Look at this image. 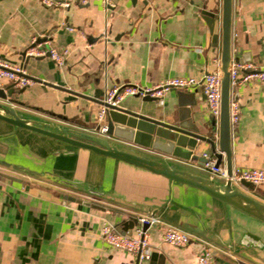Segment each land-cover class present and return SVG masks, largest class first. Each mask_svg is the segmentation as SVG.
Segmentation results:
<instances>
[{"label":"crops","instance_id":"obj_1","mask_svg":"<svg viewBox=\"0 0 264 264\" xmlns=\"http://www.w3.org/2000/svg\"><path fill=\"white\" fill-rule=\"evenodd\" d=\"M55 1L67 4L0 0V58L17 63L33 79L2 97L7 100L3 104L27 117L93 132L109 85L151 84L173 75L198 78L220 67L221 0H112L109 7L100 0ZM202 9L217 14L214 49ZM230 29L231 54L264 68V0H231ZM33 37L45 49H66L63 62L26 55ZM231 98L239 104L238 120L231 126V167L264 169V79L230 87ZM118 105L195 128L217 143L218 119L208 113L200 87L170 88L150 99L127 95ZM114 141L209 176L198 160ZM194 152L212 156L204 141ZM219 165L225 167L224 156ZM240 189L264 203V183ZM139 215L155 221L146 228L155 253L152 264H197L201 243L212 248L214 264H222L217 258L264 264V222L256 217L197 187L0 120V264H135V255L101 239L100 228L109 222L116 229ZM165 225L189 233V243L163 241ZM133 228L125 232L133 234ZM246 232L258 237L260 247L250 239L239 243Z\"/></svg>","mask_w":264,"mask_h":264},{"label":"water","instance_id":"obj_2","mask_svg":"<svg viewBox=\"0 0 264 264\" xmlns=\"http://www.w3.org/2000/svg\"><path fill=\"white\" fill-rule=\"evenodd\" d=\"M200 13L211 32L210 44L214 49L218 37L217 33L213 32L217 14L213 10L206 9H202ZM219 26L220 104L216 144L213 138L198 133L195 128L186 127L181 124L167 123L149 117L133 108L121 107L118 104L107 105L103 117L106 128L102 133L97 130L96 124L93 132H85L63 125H57L50 121L33 119L25 116L22 111L13 109L11 106L4 105L1 102L0 120L14 127L27 128L71 145L87 148L99 154L124 160L136 166L161 174L168 180L197 187L211 196L264 222V203L240 189H253V184L249 181L240 179L236 182L237 186H234L229 179H225L221 182L213 177L180 168L172 162L157 159L147 154L137 153L133 149H124L119 147L114 141V139H121L140 146H148L150 149L159 153L184 160H198L201 163L206 160V157L194 152V150L199 141H204L209 144L212 157H214L215 160L214 164L218 165L222 156H224L226 172L227 174L230 173L231 125L229 123V64L231 56H233V60H240L236 53H233V55L231 54L230 49L231 0H221ZM12 91L13 88L11 86H8L6 93L2 92L0 88V96L5 97L6 95H10ZM142 98L150 99L153 97L144 96ZM136 225V218L130 216L116 225V230L125 233L128 228H132ZM140 227L142 230H146L148 223H141ZM249 239L254 242L257 247H260L258 237L250 232L244 233L239 239V243L246 245ZM153 255H155V253L151 251L147 259H138L136 257L135 264H143V262H141L143 260H148L146 264H152ZM159 258L161 259V255H159ZM217 261L222 264H233L222 258H217Z\"/></svg>","mask_w":264,"mask_h":264},{"label":"built area","instance_id":"obj_3","mask_svg":"<svg viewBox=\"0 0 264 264\" xmlns=\"http://www.w3.org/2000/svg\"><path fill=\"white\" fill-rule=\"evenodd\" d=\"M103 6L109 7L112 0H100ZM48 6L63 5L67 3L55 0H41ZM72 29L71 26H66ZM26 55H47L54 62L60 64L63 62L66 49L56 50L54 47L47 49L40 46V43L33 37L30 43L25 47ZM240 70H243L240 72ZM255 78L264 79V68H259L251 62H238L231 59L229 64V85L235 87L246 79ZM33 82L32 77L28 76L24 69L17 63L0 58V88L6 84L12 88H20ZM5 85V86H6ZM196 88L200 87L205 96L206 107L210 116L216 121L219 115L220 104V71L216 67L212 70L204 71L198 78L187 76H168L151 84H139L137 82L114 83L105 88L102 103L95 113L97 130L104 132L106 125L104 122V113L107 105H117L118 102L127 95L138 97L149 96L153 98L161 97L163 92L170 88ZM1 103H7L5 98L0 97ZM239 104L237 99L229 100V123L232 126L238 120ZM206 160L202 163L203 169L207 170L210 177L219 176L229 179L230 182H238L240 179L249 181L253 185L264 183V169L258 167H240L233 166L230 173L227 174L224 166L215 165L214 157L202 153ZM137 225L133 228V234L121 233L109 222H104L100 228L101 239L112 248L124 250L135 255L138 259H147L152 251V247L147 240L146 230H142L141 223L153 224L152 217L139 215L136 217ZM163 241L173 246H184L189 243L191 237L189 233L171 225H165L161 232ZM197 264H214V253L212 248L201 243L200 249L196 254Z\"/></svg>","mask_w":264,"mask_h":264}]
</instances>
